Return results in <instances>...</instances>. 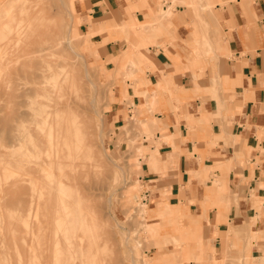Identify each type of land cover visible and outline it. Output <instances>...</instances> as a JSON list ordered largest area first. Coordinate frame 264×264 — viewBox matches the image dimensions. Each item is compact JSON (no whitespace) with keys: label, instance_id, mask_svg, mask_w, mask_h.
<instances>
[{"label":"rangeland","instance_id":"374dc122","mask_svg":"<svg viewBox=\"0 0 264 264\" xmlns=\"http://www.w3.org/2000/svg\"><path fill=\"white\" fill-rule=\"evenodd\" d=\"M3 1L4 0H0V3ZM26 1L28 0H17L15 2L16 10L19 11L14 13L16 17L19 14L17 19L22 18L24 20L22 24L28 23L27 20L29 19L31 21V28H25L23 25V28H21L23 32L20 31V36H22L23 41L25 39V42L23 43L21 41L22 39L19 38L20 32H18L19 30H17V28L13 29L14 32L12 30L10 31V34H8L11 36L13 32V35H15L13 40H15L16 45L20 44L18 49L20 48L21 50V47H24V49H22L21 52H18V54L24 62H29V60L30 62L26 63V66L23 64V66L27 69L29 64V70L31 71L34 69L33 71L38 73L40 72L39 69L46 70L48 73V78L44 80L42 85L47 86V89H53V84H55L57 78L62 75L61 73L64 72L63 68L61 67L62 64L66 65L69 62V64H75L74 72H76V78L79 79L81 84V87L77 91L73 90L71 86V79L67 80V83L63 82L61 84V91L62 93L64 92L63 94L65 97L66 95L67 98L71 97L69 99L71 102L70 105L73 106L72 108L74 110L72 108L68 109L70 115L66 113L67 108L65 111L60 110L58 114H51L50 120H53L52 115H54V119H64V117L67 118V115L68 117L76 115L78 121L84 119L83 123H85V126L80 121L79 125L81 131H83L85 134L87 133L85 136L87 138L89 136V147H91V154L85 150H82L80 152V156L82 157L81 162H86L83 163L84 165L80 164L75 166V168L72 170V173H74L77 178L79 176L78 182L81 183V187L83 186L81 190L82 193H84L83 197L84 195L85 197L84 199L82 198V204H84L83 201L85 200L84 202L86 207L83 205L82 210H87V212H85L86 214H83V211V215H79L82 217L79 218L82 220L84 219L83 221L85 226L88 227V230H86V236L82 241L81 239H77L80 242L76 241V244L77 242L78 244L81 243L79 244L80 246L78 247V245H76L75 251L70 253L69 251L65 250L66 248L64 243L60 241L56 242V238L55 241H53L54 237L52 236V231H50L52 230L51 228H48V233L50 231V235L52 236L50 237L51 240H49L50 238L48 239L50 235L47 233V228L44 230V238L39 235L42 232H38V229H36V223L42 221L44 216L36 206L33 208L32 205L30 210L26 209L25 211L23 205L24 195L21 186L22 182H19V178H21V166L17 165H21L22 162H24L23 160L26 159V157L23 155V152L21 151L24 149L23 145H27V143H29L30 138H27V140H24V142L18 141V144L15 148L11 147V131L9 125H6V122L9 121L7 124H10L11 122L9 115L10 104L8 103L9 101L7 99L8 80L5 79L7 78L8 69L7 72L0 70L2 74V76L0 74V88L1 85H3L2 89H4V87L6 89L4 95H2L4 91L2 92L0 89V172L3 169L0 176V243L6 239L9 253L8 256L9 258L12 257L10 264H14L15 261L16 264H25L26 262H28V264H41V262H44V260V264H54L53 261L56 262L59 257L68 258L69 255L75 261V264H79L81 260H84L83 262L86 264H93L95 262V264H100V260L102 259L103 260L101 261V264H132V258L134 264H264L263 248L255 245L259 240L264 239L262 232L261 234H257L249 230L247 227V230H244L246 233H244V231L239 230V228L231 227L230 230L232 231L237 229V240L234 244L236 254H231L230 256H225L223 258H217L216 249L208 244L209 242L204 239V235L200 225H198V221L186 208L181 207L180 203L179 206H177L179 210L178 212H174L167 216L160 215L161 213H158L165 208V202H168L170 199V195L166 196L165 189L160 191V196L158 197V200L155 202L156 204L154 206L156 208L151 209L152 206L150 202L153 200V198H151V195L146 196V194L154 193V188L152 187V183H148L149 181L146 180V175L152 171H161V167L159 168L157 166V163H159L161 159L157 147L159 146L161 140L164 139L165 135L162 134L160 138H156V132L158 130L160 131V128L156 127V122L154 119L150 120L145 117L146 112H142L138 107H134V102L130 96L131 94H128L129 90L127 89H132L135 95L138 93L134 89L133 85L127 86L125 83L122 84V82L126 79L135 82L137 80V75L135 74L138 70L142 72L144 69H152L151 66L149 67V60L144 54L145 51L143 48H146L147 45L156 43L155 41L151 40L154 37L153 34L151 35L150 33L154 30L151 29L154 27L153 23H156L159 20H156L155 22L152 20L150 23H147L146 26H149L150 28L149 30L144 31L142 23L134 22L132 20L117 23L113 19V22L111 21L104 23L103 25H99L92 33V31H88V29L81 24V21L79 20V13L76 7V3L80 0H75V10L72 14L75 26L72 27V30H69L68 28H70V26L66 25L70 24L71 15L67 14L69 10L65 13L68 7H66L63 2V5H61L60 0H57L58 2L55 0H51L52 2L50 0H48V2L45 0H40V2L38 0L39 3H43L41 4L42 8L40 7V9L44 10L40 11L38 9L39 7L37 6L36 8L35 6L32 8H26V10L22 12L20 9ZM36 1L37 0H32L31 2L30 0V2H34V4ZM63 1L68 2V0ZM247 1L249 2L251 0ZM217 2L221 3V5H224L225 3L219 0H156L155 3L158 8L156 16L158 18L161 17V22L164 21L166 23L164 24L165 26L163 28H159L156 31L157 34L155 35H160L164 29L168 30L169 26L171 25L170 21H167V16L171 17L174 9L178 5L184 6L189 14L193 15V32L191 34L192 40L189 44V47L194 55L192 63H194V67H198L200 65L203 66L209 60H212L214 54V38L208 37L209 31L212 30V26L210 29L209 25L212 22L207 20L209 24L206 25L205 20L207 19L206 16L214 18L215 20L219 19V16L216 13ZM57 3H59V7H65L66 9L63 8L65 11H63V9L60 11L61 8L58 9L56 7L58 5ZM41 5L39 4V6ZM46 8L47 10H45ZM163 8H165V10H163ZM36 9H38V11ZM35 10L38 12L37 14ZM58 10L61 13L60 15ZM129 11H131V9ZM43 12H48V17L45 18ZM33 13L35 15H33ZM30 15L34 18L30 17ZM53 16H57V18L55 19ZM6 17H8V14H5V12H0V26L7 22ZM62 17L64 19H62ZM49 18H51V23L49 22ZM44 19L46 24L48 22L50 23V26H48V24H44ZM54 19L57 20L56 22L58 25H56L57 23L54 21ZM52 22L56 23H53L56 25V28H51L55 26L52 24ZM41 23L45 26L41 25ZM47 27H50V29ZM55 30L56 32L58 30L60 32L58 45L55 46L56 48L54 47L55 49L51 48L50 50L48 49L47 52L45 51V54H43L44 56H42V54L41 57L38 56V52L35 51L37 50L36 47H39L38 41L40 40V43L41 40H50L49 38L52 37V35L55 33ZM5 31L6 29L0 28L1 33L7 34L8 32L5 33ZM103 32H106L108 36L103 38ZM36 33L39 35V37H41L39 40V37ZM26 34L28 35L26 38H24V35ZM45 35L47 36V39L45 38ZM15 37H18L19 39ZM1 38L0 44L4 42V38ZM28 39L30 40L28 41ZM110 39H120L122 44H126L125 48L123 47L124 49H121V44V50H115L112 51L113 53L110 52V54H106L105 45ZM33 41H35V45L32 43ZM26 42H29V44ZM80 42H82V44ZM169 42L171 43L172 39H170ZM92 45L95 48L97 47V53L95 52V49L92 48ZM171 45L173 46L174 44L171 43ZM32 49H34L33 51L36 52L35 54ZM129 49L131 50L130 54L128 56L124 55L125 51ZM217 50L219 51L218 53H221L224 56L229 54V51L227 50L226 52L218 48ZM48 51H51V53ZM121 55H123L126 59L133 61V63L126 61L120 63L116 61V59ZM137 55L141 59L136 58ZM25 56L32 58L27 59ZM47 62H49L48 66ZM21 63L17 64L16 68L18 66L20 68H24ZM101 65L103 70L100 69ZM44 66H46V69ZM3 67L5 66L3 65ZM19 67L17 70L20 69ZM53 68H56L55 71ZM2 70H6V68H3ZM3 72L6 73L4 76ZM73 76V74H70V78ZM199 76H203V71L201 74H199ZM87 77H89L92 83L94 82V85H96L95 87L93 84H90L91 82H89ZM225 78L228 80V77ZM212 82L215 83L216 81ZM69 84L71 89L68 87ZM118 85L124 86L123 88L120 87L124 93L121 98H116L114 96V91L117 89ZM48 86H50V88H48ZM69 90L70 92L71 90L74 91L73 94L72 92H66ZM41 92L42 90L40 93ZM42 94L39 95L36 100H45L46 98L43 97ZM68 94H70V96ZM31 100L34 101V99H30V102ZM123 102H125V107L133 105L132 110L128 114L129 110L126 108L124 119L122 121L112 118L110 112L112 106L117 104L123 105ZM92 106L95 107V110L98 111L100 117H102V123L98 118L99 116H97L94 107ZM147 107L150 108V110H153L152 103L148 102ZM81 117L82 119H80ZM153 120L155 123H152ZM28 122L29 121H24L22 124L18 123V128H22L23 125L28 126L30 124ZM87 126L89 127V132ZM152 146H154V150H152ZM12 159H16V161H14L16 162L15 165L13 164ZM258 162L259 160H257V163ZM9 164H13L12 167L14 166V168H12ZM16 168H19L17 170L20 172L16 171ZM215 169H220L222 172L225 171L220 164H213L208 168V170H206L205 176L208 178V174H211L214 180L213 184L217 185L219 184L220 180L214 175ZM13 171L20 173V175H17V173H14ZM115 176L117 178H115ZM17 179V185L14 188H11L12 185L10 183ZM35 194L37 195L36 192ZM238 200L239 196L236 195L235 202L237 203ZM3 204L4 206H2ZM33 210L34 212L32 217L31 213ZM24 212L25 214H23ZM22 215L26 216H23L22 219ZM31 219L34 222L31 221ZM88 221L92 223L89 224ZM31 223L32 225L30 227L29 224ZM4 225H6L7 228L4 227ZM29 227L31 230H29ZM150 227L154 228L151 230ZM92 231L94 232L92 233ZM5 233H7V235ZM240 233L243 236L246 235V238L240 237ZM45 234H47L48 237ZM46 245L47 249H45ZM49 245L50 247L52 245L54 248H50ZM62 245L64 248H60ZM48 247L50 249H48ZM24 249L28 251L27 256H24L26 254V250ZM52 249L58 251L56 256L55 251ZM48 250L54 252L52 253L50 251V253H48ZM9 251L12 254L13 252L16 253L15 257L17 258L15 259L14 255L12 256ZM45 253H47L49 257ZM64 253L68 256H65ZM131 254L132 256L130 259ZM22 256L24 260L22 259ZM51 256H53V258ZM40 260L42 261L40 262Z\"/></svg>","mask_w":264,"mask_h":264},{"label":"crops","instance_id":"0c3cea01","mask_svg":"<svg viewBox=\"0 0 264 264\" xmlns=\"http://www.w3.org/2000/svg\"><path fill=\"white\" fill-rule=\"evenodd\" d=\"M155 1L80 0L76 7L81 24L92 32L113 19L142 23L144 31L150 28L147 23L159 20L150 33L156 43L143 48L152 69L138 70L135 82H122L133 85L138 93L127 89L134 107L146 112L145 117L154 119L160 128L156 138L165 135L157 147L161 171L146 175L154 188V193L146 196L151 195V209H155L160 191L165 189L169 203L165 202L158 213L167 216L178 212L180 203L198 221L204 239L216 249V257L223 258L236 254L237 229L232 231L231 227L242 231L248 227L264 235V0L216 3L219 19L206 16L205 20L206 25L213 23L208 37L214 38V54L198 67L192 63L194 55L189 47L193 15L178 5L171 17L167 16L169 29L155 35L166 23L156 16ZM102 34L103 38L108 36ZM121 44L120 39H110L106 54L124 49L126 44L120 49ZM92 48L97 53V47ZM217 48L229 54L224 56ZM120 87L124 86L118 85L114 91L116 98L124 95ZM148 102L153 110L147 107ZM124 103L112 106V118L122 121L126 108L129 114L133 105L125 107ZM213 164L225 170H214L220 180L217 185L211 174L205 176ZM242 234L239 236L246 238ZM255 245L264 251V239Z\"/></svg>","mask_w":264,"mask_h":264},{"label":"bare ground","instance_id":"6f19581e","mask_svg":"<svg viewBox=\"0 0 264 264\" xmlns=\"http://www.w3.org/2000/svg\"><path fill=\"white\" fill-rule=\"evenodd\" d=\"M16 1L17 0H4L2 3H0V12H5V14H8V17H6L7 22L3 23V25L0 26V28L6 29L5 33L8 32L7 34L0 32V38H1L2 34H3V36L1 39L4 38V42L2 44H0V70L7 72V69H8L7 78H5V79L8 80L7 81V94H8L7 99L9 101L8 103L10 104V108L9 107L8 108L10 109L9 115H10V121L11 122H10V124H7L9 121L6 122V125H9L10 131H11V134H10L11 147L15 148L16 145L18 144V141L24 142V140H27V138H30L29 143H27V145H23L24 149H23V151H21V152H23V155L26 157V159L23 160L24 162H22L21 165H19V164L17 165V166H21L20 167V169H21V176L20 177L21 178H19V182L20 181L22 182L21 186H22L23 195H24V199H23L24 204L23 205H24L25 211H26V209L30 210L32 205H33V208H35L34 206H36L41 211L42 215L44 216V219L42 221H39L38 223H36L37 224L36 229H38V232L43 233V234L41 233L39 235L44 238V230L47 228V233H48V230H49L48 228H51L52 230H50V231H52L51 233H52V236L54 237L53 241H55V238H56V242L60 241V242L64 243L65 248H66L65 250H67L71 253L72 251H75L76 245H78V247L80 246L79 244H81V243L78 244V242H80L78 240L81 239V241H82L86 236V230H88V227L85 226V223L83 221L84 219L83 220L80 219L82 216H79L80 214L83 215L85 212H87V210L86 211L82 210L83 205L86 207L85 202H84L85 200L83 201L84 204H82V200L85 197V195L83 197L84 193H82V190H81V188L83 186L82 187L80 186L81 183L78 182L79 176L77 175L78 176V178H77L74 175V173H72L73 172L72 170H73V168H75V166L83 164L86 162V161L81 162L82 157L80 156V152L82 150H85L91 154V147H89L90 146L89 136L87 138L85 136L87 133L85 134L80 129V125H79L80 120L78 121L76 115L71 116V117H68V115H67V114H69L68 109H71L73 106L70 105L71 102L69 99L71 97L67 98V95L65 97L63 94L64 92L62 93V91H61L62 85L61 84L63 82L67 83V80L71 79V81H72L71 86H72L74 91H77L81 87V84L79 82V79L76 78V75H75L76 72H74L75 71V69H74L75 64L72 65V64H69V62L67 63L68 65L62 64L61 67L63 68L64 72L61 73L62 75L60 77H58L55 84H53V89H47V86L42 85V83H44V80L48 78V73L46 72V70L39 69L40 72L38 73V72L33 71L34 69H32L30 71L29 70V64H28L27 69L23 66V64L25 65L26 63H29L30 60H29V62H27V61L24 62L21 59L20 55L18 54V52H21V50L24 49V47L22 46L21 50H20V48L18 49L20 44L16 45L15 40H13L14 36H15V35H13V32H14L13 29L17 28V30H19L18 32H20V31L23 32L21 29V28H23V25L25 28H31L32 24H31L30 19L27 20L28 23L22 24L24 22V20L22 18L17 19L19 14L17 15V17L14 15L15 12L19 11V10H16V3H15ZM39 1L37 0L36 3L34 4L35 1L33 3H31L32 0H31V2H30V0H28V1L24 2L23 6L21 7L20 10L23 12L24 10H26V8H32L35 6L37 8V6H38L39 7L38 9L40 11H42L44 9H40V7L42 8L41 4H43V3H39ZM41 1H43V0H41ZM45 1L48 2V0H45ZM55 1H57V0H55ZM60 1H61L60 2L61 5L64 4L66 7H68L67 9L65 7H63L66 9V11L63 8H61L62 6L59 7V3H57L58 5L56 7L58 9L61 8L60 11L63 9V11H65V13L69 10V12H67V14L71 15V21H70V24L69 25L67 24L66 26H70L71 29L70 28H68V29L72 30V27L75 26V22H74L73 16H72V14L74 13V10H75V0H68V2H64L63 0H60ZM62 2H63V4H62ZM38 3L41 6H39ZM53 3H55V2H53ZM46 5H48V4H46ZM38 9H36V10L38 11ZM36 10H35V12L37 14L38 12ZM45 10H47V8ZM58 12H59V10H58ZM34 13H33V15H35ZM43 13L45 15V18L48 17V15H49V14H47L48 12H46V13L43 12ZM60 14L61 13L59 12V15ZM30 17H33V16L30 15ZM54 17H55V19L57 18V16H53V18ZM51 18H49L50 19L49 22L51 21ZM55 19H54V21L56 22L57 20H55ZM62 19H64V18L62 17ZM44 21H45V19H44ZM49 22L47 23L48 26H50L49 24L51 23V22L50 23ZM55 22H52V24ZM66 22H68V21H66ZM44 24H46V21L44 22ZM44 24L41 23V25L45 26ZM52 24H51V26H52ZM55 24H53V25H55ZM56 25H58V23ZM56 25L54 27H51V28H56ZM57 27H59V26H57ZM48 29H50V27ZM12 30H13L12 35L9 36L8 34H10V31H12ZM21 32L19 33L20 39H22V36H20ZM39 32H40V30H39ZM59 33H60L59 30L57 32L55 30V33L52 35V37L51 38L48 37L50 40H41L40 43H39V41H40L39 39L41 37H39V35L36 33L37 36L39 37L38 38V40H39L38 46L39 47H36L37 50H35L38 52V56L41 57V54H42V56H44L43 54H45V51L47 52L48 49L49 50L51 48L53 49L55 46L58 45ZM42 34H43V32H42ZM27 35L28 34L24 35V38H26ZM15 38H18V37H15ZM45 38L47 39V36ZM29 40L30 39H28V41ZM21 41L24 43L25 39H24V41H23V39ZM22 42H21V44H22ZM34 42L35 41H33L32 43L35 45ZM26 43L29 44V42H26ZM80 43L82 44V42H80ZM26 49H25V51H26ZM18 50H20V51H18ZM33 50L34 49H32V51ZM35 51H33L34 54L36 53ZM51 51H53V50H51ZM51 51L50 52L48 51V52L51 53ZM53 55H55V54H53ZM81 56H83V55H81ZM40 57H38V58H40ZM26 58L28 59V58H32V57H26ZM117 59H116V61H118L120 63L123 61L133 63V61L126 59L123 55L119 56ZM24 60H26V59H24ZM44 60H45V58H44ZM83 61H84V59H83ZM49 62H47V66H48ZM19 63H21V65L25 69L22 67L20 68L18 66L20 69L17 70L18 67L16 68V66ZM3 65L5 67H3ZM44 65H45V63H44ZM44 67L46 69V66H44ZM58 67H59V65H58ZM3 68L4 69L6 68V70H2ZM32 68H33V65H32ZM55 69H54V71H55ZM100 69L103 70L102 65H101ZM1 71H0V74H1ZM5 72H3V76L6 74ZM70 74H73L74 76L70 78ZM1 76H2V74H1ZM87 76H88V74H87ZM87 78L89 79V77H87ZM0 79H1V77H0ZM89 82H91L90 79H89ZM68 83H69V81H68ZM90 84L94 85V82L93 83L91 82ZM2 86L3 85H1L0 89L2 92L4 91L2 94V95H4L6 92L5 91L6 89H5V87H4V89H2L3 88ZM71 86H70V84L68 85L69 88ZM95 86L96 85H94V87ZM48 88H50V86H48ZM41 90H42L43 94H42V92L40 93ZM67 90H68V88H67ZM74 91L71 90L72 94ZM66 92L71 93L70 90L66 91ZM41 94L46 99L45 100H40V99L36 100V98ZM68 95L70 96V94H68ZM30 99H34V101L31 100V102H30ZM72 102H73V100H72ZM31 103H33V104H31ZM92 107H94V106H92ZM65 109H66V113H67V114L65 113L67 115V118L64 117L65 114L63 116L64 119H62V118L54 119L53 118L55 114H58L60 112V110L65 111ZM94 110H95V107H94ZM95 112H96L97 116H99L98 118L100 119V121L102 123L103 119H102V117H100L99 112L96 110H95ZM51 114H54V115H52L53 120H50ZM80 119H82V117ZM83 120H81L80 122L83 123ZM24 121L25 122L29 121L28 123H30V124L28 126L23 125L22 128L19 129L18 123L22 124ZM84 124L85 123H83V125ZM7 128H8V126H7ZM7 132H8V129H7ZM88 132H89V127H88ZM88 135H89V133H88ZM17 156H18V154H17ZM89 156H91V155H89ZM13 158H14V153H13ZM12 160H13V164L15 165L16 162H14V161H16V159H12ZM18 163H20V162H18ZM12 165H10V166L12 167ZM86 165H89V164H86ZM8 168H10V167H8ZM8 168H6V169L9 170ZM12 168H14V166ZM17 169H19V168H16V171H18ZM2 170L0 172V176L2 174ZM18 172H20V171H18ZM8 174H9V172H8ZM17 175H20V173H17ZM115 178H117V177L115 176ZM17 183H18V179L13 180L12 183H10L12 185L11 188H14L17 185ZM35 192L37 193V195L35 194ZM2 206H4V204ZM22 212H21V214H22ZM33 212H34V210L31 213L32 217H33ZM82 212H83V214H82ZM23 214H25V212ZM23 216L24 215H22V219H23ZM26 219H27V217H26ZM31 221H33V220L31 219ZM86 221H87V219H86ZM88 222H89V224L92 223L90 221H88ZM29 225L31 227L32 223ZM4 227L7 228L6 225H4ZM90 227H92V226H90ZM98 228H100V227H98ZM91 229H93V228H91ZM29 230H31V228ZM181 230H183V229H181ZM5 231H6V229H5ZM9 231H11V230H9ZM50 231L48 233L49 235L51 234ZM93 232L94 231H92V233ZM45 233H46V231H45ZM185 233H187V232H185ZM5 234L7 235V233H5ZM45 235L48 237L47 234H45ZM93 235H95V234H93ZM52 236L50 235L48 237V239ZM49 240H51V238ZM76 241H78L77 244H76ZM12 246H13V244H12ZM7 247H8L7 241H6V239H4L0 243V264H10V260H12L11 259L12 257L9 258V256H8L9 253H8ZM45 247H46L45 249H47V245ZM49 247H50V245H49ZM49 247H48V249L52 248L53 246L51 245V247L50 248ZM61 247L64 248L63 245L60 246V248ZM26 249H24V250H26ZM43 250H44V247H43ZM52 250H54V249H52ZM48 251H49L48 253H50L51 250H48ZM54 251H51V252L53 253ZM62 251H63V249H62ZM27 253H28V251L26 250V254L24 256H27ZM15 254L16 253H14V252H13V254L11 253V255L12 256L14 255V258L16 259L17 257H15ZM45 254H47V253H45ZM57 254H58V251H55V256ZM76 254H77V252H76ZM64 255L66 256L67 254L64 253ZM29 256H30V254H29ZM36 256H38V255H36ZM47 256L49 257L48 254H47ZM131 256H132V254L130 255V259H131ZM51 257L53 258V256H51ZM8 258H9V260H8ZM27 258H25V259H27ZM22 259H23V256H22ZM31 259H32V256H31ZM39 259H40V257H39ZM102 260H100V264L102 263L101 262ZM132 260H133V258L131 259V262H132V264H134ZM17 261H18V259H17ZM41 261L42 260H40V262ZM83 261L84 260H81L79 264H86ZM15 262H14V264H16ZM19 262H23V261H19ZM42 262H41V264H42ZM44 262H45V260H44ZM44 262H43V264H44ZM26 263L28 264V262H26ZM53 263L54 264H75V261L69 255L68 258H66V257L60 258L59 257L57 259V261L56 262L53 261ZM95 263H93V264H95ZM21 264H23V263H21Z\"/></svg>","mask_w":264,"mask_h":264}]
</instances>
